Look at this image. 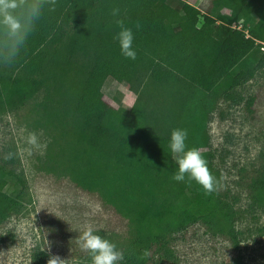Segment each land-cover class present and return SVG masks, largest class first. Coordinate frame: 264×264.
<instances>
[{"label": "trees", "instance_id": "16d2710c", "mask_svg": "<svg viewBox=\"0 0 264 264\" xmlns=\"http://www.w3.org/2000/svg\"><path fill=\"white\" fill-rule=\"evenodd\" d=\"M39 2L41 15L18 48L0 29V117L33 101V128L46 131L41 168L135 224L120 264H162L173 255L168 236L196 222L238 249L234 204L217 185L206 192L187 177L175 181L168 138L186 129L187 147L211 166L209 113L219 98L240 103L237 88L264 69V0ZM118 19L133 29L135 59L122 56L114 39ZM107 78L134 93L131 106L104 100ZM256 99L245 100L249 113ZM13 163L0 162V224L27 199ZM248 209L264 212L261 175L249 183ZM49 255L37 246L32 264ZM80 260L90 262L86 252ZM223 264L246 263L236 253Z\"/></svg>", "mask_w": 264, "mask_h": 264}, {"label": "rangeland", "instance_id": "374dc122", "mask_svg": "<svg viewBox=\"0 0 264 264\" xmlns=\"http://www.w3.org/2000/svg\"><path fill=\"white\" fill-rule=\"evenodd\" d=\"M184 1L196 7L201 2ZM104 85L103 98L110 105L133 104L135 95L124 84L107 78ZM236 92L243 96L238 104L222 98L216 101L208 115L207 133L214 155L211 166L218 173L217 190L238 211L239 248H233L227 236L213 235L196 222L168 236L167 247L173 255L162 264H223L236 253L246 264H264V212L248 209L249 183L264 177V69ZM250 95L257 98L252 113L244 107ZM32 105L31 100L0 117V162L13 158V167L26 179L27 191L24 207L0 224V264H32L37 246L66 259V264H90L80 260L85 251L77 243L86 226L123 253L135 224L67 178H57L41 168L38 156L46 131L33 128Z\"/></svg>", "mask_w": 264, "mask_h": 264}, {"label": "clouds", "instance_id": "9594fccd", "mask_svg": "<svg viewBox=\"0 0 264 264\" xmlns=\"http://www.w3.org/2000/svg\"><path fill=\"white\" fill-rule=\"evenodd\" d=\"M115 15V12L113 13ZM41 15L39 0L21 3V0H0V29L3 33L14 38L18 48L33 28L35 21ZM119 31L116 40L122 56L129 59L136 58L133 47L134 33L131 27L122 20L116 21ZM188 132L183 128L171 130L168 138V147L174 155L176 171L173 175L175 181L186 179L195 181L206 192L215 190L217 178L211 172L206 157L195 147H187ZM79 247L84 250L90 264H120L123 260L122 252L116 244L100 235L92 226H86L77 238ZM46 264H66V259L58 255H49Z\"/></svg>", "mask_w": 264, "mask_h": 264}, {"label": "crops", "instance_id": "0c3cea01", "mask_svg": "<svg viewBox=\"0 0 264 264\" xmlns=\"http://www.w3.org/2000/svg\"><path fill=\"white\" fill-rule=\"evenodd\" d=\"M199 5H200V3H199ZM201 10V12H203V10L202 9H200ZM221 12H223V13H227L228 12V9H226V8H223V9H221ZM235 25H233V27H234ZM237 27H240V26H237Z\"/></svg>", "mask_w": 264, "mask_h": 264}]
</instances>
